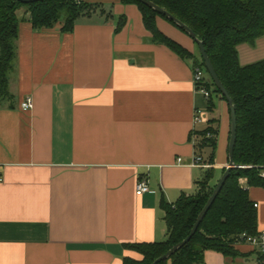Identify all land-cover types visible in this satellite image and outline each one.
I'll return each mask as SVG.
<instances>
[{"label": "crops", "instance_id": "obj_1", "mask_svg": "<svg viewBox=\"0 0 264 264\" xmlns=\"http://www.w3.org/2000/svg\"><path fill=\"white\" fill-rule=\"evenodd\" d=\"M74 1L94 9L70 33L58 25L34 30L28 14L17 13L15 55L0 100V264L140 260L125 246L165 240L161 200L173 205L195 195L210 169L215 186L228 163V107L223 101L215 118L203 116L192 62L152 42L137 6ZM155 22L196 52L186 34L161 17ZM237 52L241 66L264 60V37ZM25 98L33 102L29 111L20 109ZM197 110L202 122L195 125ZM211 120L219 125L214 165L193 167ZM139 180L148 188L141 195ZM247 192L257 204V231H264V189ZM234 249L232 256L206 251L204 264H256L250 246Z\"/></svg>", "mask_w": 264, "mask_h": 264}, {"label": "trees", "instance_id": "obj_2", "mask_svg": "<svg viewBox=\"0 0 264 264\" xmlns=\"http://www.w3.org/2000/svg\"><path fill=\"white\" fill-rule=\"evenodd\" d=\"M148 1L188 27L203 43L205 53L235 107L236 141L233 158L236 168L231 171L189 242L167 261L159 263L204 264L206 251L232 256L236 253L234 246L241 234L256 235L258 232L256 208L250 201L248 192L240 188L239 181L244 178L248 187L264 188V180L259 177L258 170L241 168L264 166V60L241 66L237 48L240 45L252 46L258 39L264 37V0ZM121 2L138 7L143 25L151 34L153 43L165 46L182 60L191 61L193 66L204 69L197 45L194 43L196 52L190 53L159 32L155 20L161 17L177 28L172 22L136 0H121ZM93 9L92 5L74 0H41L32 4H22L16 0H0V100L7 94V73L11 70L15 55L14 41L19 24L17 13L20 10L28 14V20L34 30L54 28L61 23L60 19L63 15L60 31L70 33L75 21L80 16L89 14ZM124 25L125 19L122 18L115 31H120ZM205 74V88L211 96L217 94L222 101H225L207 72ZM208 105L212 110L210 101ZM218 127V122L211 120L208 127L199 135L202 140L196 149L204 165H214L215 137ZM207 134L212 135L213 138L207 139ZM202 150L209 152L205 151L207 154L202 156ZM212 178L213 171L210 169L198 183V191L195 195H183L173 205L161 200L160 205L166 225L165 240L126 245V249L136 252L141 259L125 258L123 264H152L183 241L211 196L215 187L209 185Z\"/></svg>", "mask_w": 264, "mask_h": 264}, {"label": "water", "instance_id": "obj_3", "mask_svg": "<svg viewBox=\"0 0 264 264\" xmlns=\"http://www.w3.org/2000/svg\"><path fill=\"white\" fill-rule=\"evenodd\" d=\"M22 4H32L39 2L41 0H16ZM137 2L141 3L142 5L150 8L154 12H156L158 15L163 16L168 21L172 22L177 28H179L181 31H183L184 34H186L198 47V51L202 60V63L204 65V69L207 72L208 76L210 77L211 81L213 82L214 86L216 87L217 91L221 94V96L225 99L226 105L228 107L229 112V121H230V131H229V140H228V147H227V160L228 163L225 167L224 173L221 175L220 179L218 180L217 184L215 185L211 196L208 198L205 206L199 213V215L196 218V221L190 230L187 237L172 247L167 253L156 259L152 264H159L161 262L167 261L174 253H176L179 249H181L186 243L189 242V240L192 238V236L196 233L201 221L205 217V215L208 213L209 209L211 208L212 204L214 203L215 199L217 198L218 194L220 193L221 189L224 186L225 181L229 177L232 170L236 168L233 158V150L235 146L236 141V116H235V107L233 104L232 99L229 97L227 92L225 91L223 85L219 81L210 61L205 53V49L203 46V43L199 41L196 37V35L184 24H182L180 21L175 19L173 16H171L169 13H167L165 10L161 9L160 7L156 6L152 2L148 0H136Z\"/></svg>", "mask_w": 264, "mask_h": 264}, {"label": "built area", "instance_id": "obj_4", "mask_svg": "<svg viewBox=\"0 0 264 264\" xmlns=\"http://www.w3.org/2000/svg\"><path fill=\"white\" fill-rule=\"evenodd\" d=\"M79 3V1H77ZM205 81L206 76L204 69L200 66H193L192 70V82L195 87V91L199 92L205 100H209L211 98V93L205 88ZM33 107V102L31 98H25L20 103V109L22 111H29ZM201 113L197 110L194 113L193 121L194 124H200L202 122V119L200 117ZM207 139H212L213 136L210 134H207ZM191 166H200L203 168L210 169L212 166L204 165L201 162L200 157H194ZM241 168H248V169H256L258 170L259 177L264 180V166L262 167H241ZM239 186L242 190L248 191V185L246 179H241L239 181ZM264 189V188H263ZM136 192L137 194L141 195L143 193L148 192V188L146 186V183L144 180H139L136 186ZM254 208H257V204L253 205ZM237 244H245L250 246L257 257L256 264H264V231H258L256 235H247L245 233L241 234L237 239ZM236 244V245H237Z\"/></svg>", "mask_w": 264, "mask_h": 264}, {"label": "rangeland", "instance_id": "obj_5", "mask_svg": "<svg viewBox=\"0 0 264 264\" xmlns=\"http://www.w3.org/2000/svg\"><path fill=\"white\" fill-rule=\"evenodd\" d=\"M63 19H64V17L62 15L61 19H60L61 23H62ZM61 23H58L57 25L59 27H61V25H62ZM204 72H205V69H204ZM205 76H206V74H205ZM201 101H202V110L204 112L203 116L206 117L207 120L215 118L219 114V112L221 113V110L223 109L222 107H223L224 102L221 100V98L217 94H212L211 100H209L213 106L212 110H210L211 107H208L209 105H208L207 101H205L203 99ZM206 154H207V152H206Z\"/></svg>", "mask_w": 264, "mask_h": 264}]
</instances>
